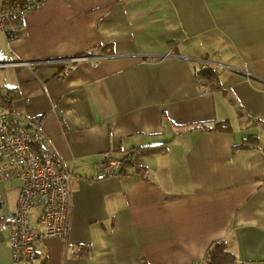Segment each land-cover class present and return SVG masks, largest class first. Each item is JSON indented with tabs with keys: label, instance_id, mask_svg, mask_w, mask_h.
Returning a JSON list of instances; mask_svg holds the SVG:
<instances>
[{
	"label": "crops",
	"instance_id": "0c3cea01",
	"mask_svg": "<svg viewBox=\"0 0 264 264\" xmlns=\"http://www.w3.org/2000/svg\"><path fill=\"white\" fill-rule=\"evenodd\" d=\"M0 63V112L72 173L67 238L14 260L0 231V264L204 263L218 241L264 264V0H48L0 30ZM19 186L0 175V220Z\"/></svg>",
	"mask_w": 264,
	"mask_h": 264
},
{
	"label": "built area",
	"instance_id": "2783aa9c",
	"mask_svg": "<svg viewBox=\"0 0 264 264\" xmlns=\"http://www.w3.org/2000/svg\"><path fill=\"white\" fill-rule=\"evenodd\" d=\"M47 1L18 0L5 7L0 12V30L8 31L9 19L21 25L25 13ZM86 58L76 56L72 61ZM45 139L38 120L16 125L8 109L0 112V175L4 179L20 181L15 209L0 220V231L9 234L14 260L33 259L39 238L66 239L69 233L72 173L70 169L60 167L54 154L42 146ZM122 175H129L123 160L104 152L95 179ZM35 202L41 205V230L32 229L28 224V213Z\"/></svg>",
	"mask_w": 264,
	"mask_h": 264
},
{
	"label": "trees",
	"instance_id": "16d2710c",
	"mask_svg": "<svg viewBox=\"0 0 264 264\" xmlns=\"http://www.w3.org/2000/svg\"><path fill=\"white\" fill-rule=\"evenodd\" d=\"M18 0H3V5L0 7V12L2 9L5 7L12 6L15 2ZM12 20L9 19L8 23L11 22ZM215 72H212L211 69L204 70V71H198L196 75L203 76L204 78H210L214 79L215 78ZM2 89V90H1ZM11 89H5L3 87H0V99L2 100L3 103L7 105L8 101V94L10 93ZM192 127V126H191ZM216 128V126H212ZM193 128H199L202 130H209L210 127L207 126L206 124L198 123L195 124ZM213 128V129H214ZM156 147H153L151 149H154ZM132 153L129 151L126 153L125 157L123 158V162L125 166L127 164L129 165H135L138 167V163L132 159ZM127 158V161L125 160ZM233 261L232 255L225 249V244L222 241H218L215 244L211 245L209 249L206 251V254L204 256V263L203 264H223L225 262H230Z\"/></svg>",
	"mask_w": 264,
	"mask_h": 264
},
{
	"label": "rangeland",
	"instance_id": "374dc122",
	"mask_svg": "<svg viewBox=\"0 0 264 264\" xmlns=\"http://www.w3.org/2000/svg\"><path fill=\"white\" fill-rule=\"evenodd\" d=\"M34 210V209H33ZM33 210H32V212H33Z\"/></svg>",
	"mask_w": 264,
	"mask_h": 264
}]
</instances>
